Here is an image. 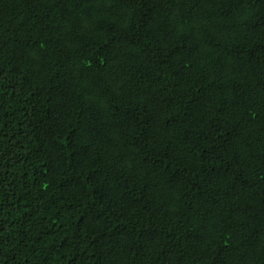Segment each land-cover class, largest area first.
<instances>
[{"label":"trees","instance_id":"16d2710c","mask_svg":"<svg viewBox=\"0 0 264 264\" xmlns=\"http://www.w3.org/2000/svg\"><path fill=\"white\" fill-rule=\"evenodd\" d=\"M0 264H264V0H0Z\"/></svg>","mask_w":264,"mask_h":264}]
</instances>
